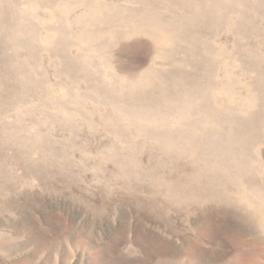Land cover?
<instances>
[{
	"label": "rangeland",
	"instance_id": "1",
	"mask_svg": "<svg viewBox=\"0 0 264 264\" xmlns=\"http://www.w3.org/2000/svg\"><path fill=\"white\" fill-rule=\"evenodd\" d=\"M106 3L0 0V264H264V0L168 60Z\"/></svg>",
	"mask_w": 264,
	"mask_h": 264
},
{
	"label": "bare ground",
	"instance_id": "2",
	"mask_svg": "<svg viewBox=\"0 0 264 264\" xmlns=\"http://www.w3.org/2000/svg\"><path fill=\"white\" fill-rule=\"evenodd\" d=\"M154 1L155 2H153V0H142L146 5L154 4L152 8H145L142 10H135V8L132 7H117L114 11L112 5L108 3L102 4V6L96 5L97 7L94 8V11L100 13L102 17L92 22L91 26L93 29H99L102 34L105 33L102 31L103 28L109 29L108 31L111 32V36L106 38L104 35H100L99 37V40L106 38L108 43L121 42L126 36H147L151 41V48H153L157 56L162 60H168L171 54L180 46L179 44L183 45L185 48H187V46L190 47L189 45H185L186 42L180 37H177L179 39L177 40L178 43H176L173 36H181L182 32L192 34L193 40H187V43L192 46L195 38H202V36H204L202 31L198 32L199 30L197 28L202 25L201 18L208 16L207 14L215 13L217 7L219 8L221 5V0H199V2H195L194 0H169V3H167L168 5L165 7V12H163L161 10L162 5L160 6L158 2H156L157 0ZM204 1L205 4L203 3ZM129 2L131 3L132 1ZM200 4H202L203 7ZM94 5L93 3V6ZM177 6L186 11L188 15L187 18L191 16L189 23L186 22L181 24L178 23L179 20L176 21L175 8ZM105 10H113L114 14L107 16ZM232 11L233 8H230V14L228 13L226 15V23L231 29H233L230 23L233 17V15H231ZM104 16H106L107 19H105L106 17ZM193 17L195 19H193ZM195 30H198L196 31L197 33ZM215 32L214 35L216 37L217 31L215 30ZM188 51H190V49Z\"/></svg>",
	"mask_w": 264,
	"mask_h": 264
}]
</instances>
